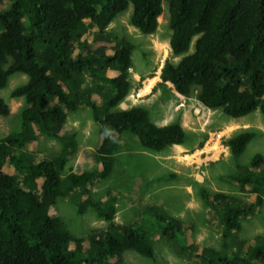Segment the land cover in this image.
Masks as SVG:
<instances>
[{
  "label": "trees",
  "instance_id": "1",
  "mask_svg": "<svg viewBox=\"0 0 264 264\" xmlns=\"http://www.w3.org/2000/svg\"><path fill=\"white\" fill-rule=\"evenodd\" d=\"M163 2L0 0V90L13 74L27 75L10 93L25 102L19 125L0 139V264H122L127 250L152 258L158 232L202 264H264V235L240 240L242 249L246 245L243 251L234 250L231 242L242 221L264 205V157L259 153L242 174L231 176L248 200L221 191L201 192L218 215L222 252L213 247L193 251L187 235L181 238L186 228L181 219L157 214L152 206H145L141 221L122 226L113 222V195L88 197L93 183L112 174L117 137L123 132L156 152L186 141L179 122L158 126L145 108L120 107L133 88V44L124 37L113 39L107 31L131 5V24L143 34L154 33ZM168 11L171 55L180 59L165 60L160 83L171 84L185 97L197 91L203 106L232 118L257 108L264 114V0H168ZM84 106L98 126L94 158L99 168L65 173L79 149L76 132L65 128L68 112ZM9 113L0 97V116ZM39 134L57 139L60 150L32 159L30 144ZM254 135L242 130L225 144L239 156ZM64 195L78 214L89 206L108 224L92 229L91 240L75 236L52 212ZM150 213L162 222L156 233L150 224L145 227Z\"/></svg>",
  "mask_w": 264,
  "mask_h": 264
},
{
  "label": "rangeland",
  "instance_id": "2",
  "mask_svg": "<svg viewBox=\"0 0 264 264\" xmlns=\"http://www.w3.org/2000/svg\"><path fill=\"white\" fill-rule=\"evenodd\" d=\"M3 8L0 6V10ZM131 13L130 5L107 27L113 39L124 37L133 44L130 69L133 88L120 107L141 106L158 126L179 122L185 130L186 141L156 152L144 149L131 133L123 132L117 137L119 147L114 154L112 174L93 183L88 197L113 195L116 205L113 222L122 226L141 221L145 206H152L157 214L163 212L181 219L186 227L181 238L187 235L193 251L199 247H213L222 252L218 215L206 205L201 192L221 191L238 194L248 200L249 194L239 193L231 176L242 174L243 168L257 153L264 157V114L257 108L245 116L232 118L219 109L203 106L196 98L197 91L185 97L178 94L171 84L160 83L165 60L177 62L180 59V56L171 55L168 0L163 2L159 25L152 34H143L135 28L130 22ZM193 50L194 41L189 52ZM26 80V74L15 73L6 87L0 90V97L10 107L7 117L0 116V139L19 125L25 102L22 97L12 98L10 93ZM65 128L76 132L79 146L77 153L68 161L65 173L71 169L99 168L94 155L100 136L89 106L68 112ZM242 130L253 131L255 135L243 153L234 156L225 141ZM30 146L34 153L32 159L56 154L61 147L57 139L40 134ZM83 201L85 203L86 200ZM52 212L64 220L71 233L88 240L93 238L90 234L92 229L108 224L89 206L83 214H78L76 206L68 201L66 195L57 198ZM144 221L145 227L150 224L155 233L158 223H162L153 213L147 214ZM258 234L264 235V205L253 216L243 220L241 231L232 235L234 250H245L246 245L242 249L240 240H252ZM153 239L152 258L127 250L122 254V264H202L188 251H181L177 241L159 232Z\"/></svg>",
  "mask_w": 264,
  "mask_h": 264
}]
</instances>
